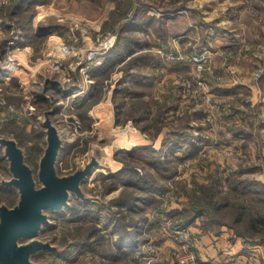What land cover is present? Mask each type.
<instances>
[{
    "label": "rangeland",
    "instance_id": "rangeland-1",
    "mask_svg": "<svg viewBox=\"0 0 264 264\" xmlns=\"http://www.w3.org/2000/svg\"><path fill=\"white\" fill-rule=\"evenodd\" d=\"M134 1L137 6L140 0ZM145 1L148 5L143 7L145 17L149 15L146 13L149 11L152 14L150 16L156 18L166 8L165 3L159 0ZM190 1L202 5L204 4L202 2L207 0ZM114 6L113 0H98V4L92 0H48L45 4L35 5L33 29L37 33L45 32L48 35L41 44L16 45L10 48L0 60V67L3 70L0 79V131L10 135L21 134L25 137V145L30 151H34L27 154V160L32 164L35 159L38 161V154L43 155L46 147V136L39 133L36 127L40 128V122L45 120L42 109L50 108L54 110L52 124L62 140V147L55 164L57 174L73 173L76 168L84 167L92 156L99 162L81 185L84 194L89 192L105 202L116 197L123 189L121 182L116 189L108 192L104 190L103 181L119 170L121 158H124L127 164L129 161L131 163L129 165L136 168L143 179L145 178L144 180L154 182L157 186L161 184L163 191L155 194V198L151 197L142 206L143 210L140 212L135 210L131 216L137 217L138 221H146L140 227L139 240L143 239L144 243L153 241L158 245V253H160L159 249L166 247L168 264H171L172 260L174 261L172 264H176L175 255L182 252V243L195 248L199 246L198 242L204 236L215 244L212 247L214 250L207 252V255H215V257L209 255L207 257L216 259L217 264H239L236 253L233 254L230 250V245L233 244H237L238 251L249 258L250 262L247 264H264V234L261 232L251 234L247 229V209L242 211L240 219L235 223L232 210L212 212L214 211L212 203L207 209L203 208L204 210L202 209L194 221L184 227L185 229L182 227L185 226L186 217H191L195 211L192 209L194 205L191 206L190 199L201 190L202 197H207V200L212 196V200L218 203L227 202L224 196L225 193H229L233 200L245 204L251 212H260V215H264V187L258 184L261 183L259 177L264 164L259 156L250 160L248 149L253 139L247 134H242L243 136L239 138L225 134L235 128L226 120L227 126L223 124L224 126L218 129V122L216 125L215 121L220 116L207 118L206 107L183 87V82L189 77L191 68L185 66L184 70H178L179 73L177 70H174L176 73L171 72L172 68L162 58L164 63L162 62L160 67L155 69L145 64H132L129 69L124 68L133 73L136 68L142 67L139 71L143 75L137 77L120 69L125 67L126 62L135 55L147 54L150 59L152 55L157 54L153 51V43L148 41L151 37L148 32L146 34L143 30L137 33L138 38L136 42H132L130 51L121 49V55L109 58L107 62L105 56L108 49L116 43L119 23L113 24L118 18L110 20L111 26L103 27V23L108 19L109 12ZM251 6L247 2L246 10L250 11L248 7ZM3 19L0 14V38L4 32L1 26ZM158 25L161 26L156 23L155 29L160 30L161 33L163 30V34H166V27L161 28ZM242 33L245 34L240 30L239 36L243 37ZM12 51L28 53L24 67L16 73H13L11 64L23 61H11L9 55ZM195 52L198 50H193L191 55ZM172 73L175 75H171ZM142 78L143 85L140 82ZM53 83L59 84L65 94L59 93L58 101H50V104L41 106L36 113L33 105L36 95L43 94V88L46 85L53 86ZM94 84L97 85L94 90L98 88L95 93H98L99 100L84 108L82 105H88L86 99ZM2 85L9 86L3 89ZM171 85L173 88L170 92L171 89L169 90L168 87ZM213 89L212 87L211 90L214 91ZM7 95L9 97H6ZM53 95L57 96L53 90L45 94L46 97ZM78 104H81V107H76ZM140 104L145 107L139 108ZM97 105L104 108L95 114ZM227 106L226 99L218 110L221 111ZM6 111L15 118L27 119V122L24 120L19 122L15 119V122L11 123V115ZM143 128L145 131L142 130ZM180 134L188 135L184 137ZM173 138L179 140L176 145L180 148L177 150H171ZM193 143L204 144L205 148L198 155L183 161L172 158L184 155L185 150L193 147ZM31 145L33 149L30 148ZM139 147L146 149L138 150ZM40 148L42 151L39 152ZM1 152L5 154V147ZM203 153L206 155L202 156ZM135 158H138L139 162ZM202 158L205 159L202 162L205 163V168L199 167ZM4 162H0V170L3 171ZM156 166L161 171L169 169L170 172L166 173L169 177L164 179L163 175H158L157 172L160 170L157 171ZM217 169L220 173L216 172ZM1 177L9 179L10 174H1ZM226 177H230L232 182L239 186L238 191L227 190ZM40 185L41 183L36 180V186ZM242 186H246L247 191H244ZM0 196L5 204L12 203L11 201L18 200L19 197L18 192L13 190ZM70 201L71 204H76L78 214H71L67 209L53 211L55 214H52L51 219L49 218L53 227L49 226L41 230L38 235L42 242L52 244H59L61 238H67L69 247L67 246L64 252L60 248L59 255L33 254L31 261L42 264L46 262L128 264V258L121 255V248H114V242L118 235L122 234L117 231L118 228L114 230V224L119 227L121 221L116 223L114 218L113 222H109V212L104 210L99 215L96 213L92 218L90 215L95 212L96 204H87L84 200L77 199L74 194L70 196ZM181 211L184 212L179 213ZM127 214L130 215L131 212ZM93 226L97 229L95 234L88 238V242L92 244L94 237L100 235H103L106 241L95 242L92 247L84 243L80 235L84 236ZM75 227L79 229L75 230ZM126 227L132 228L133 225L129 223ZM182 229L185 230L184 235ZM114 254L121 255V259L112 261L111 257ZM232 259L235 261H231Z\"/></svg>",
    "mask_w": 264,
    "mask_h": 264
},
{
    "label": "trees",
    "instance_id": "trees-1",
    "mask_svg": "<svg viewBox=\"0 0 264 264\" xmlns=\"http://www.w3.org/2000/svg\"><path fill=\"white\" fill-rule=\"evenodd\" d=\"M47 1L48 0H9V2H7L6 4L0 5V9H1L0 14H2V16L4 17L3 23L1 24L4 32L2 34V37L0 38V60L2 59L4 55L7 54L10 48L16 45L17 46H23L26 44L35 45V44H41L43 42V39L48 35V33H45V32L37 33L33 29L32 23H33L35 14H36L35 5L45 4L47 3ZM92 1L98 4V0H92ZM113 1L115 3V6L109 12L111 16L109 15L108 19L104 21L103 27L106 25L111 26L112 24L110 20H113L114 18H118L117 20L114 21L113 24L117 22L119 23V31L117 33L115 45L111 47L110 49H108L109 51H107L106 53L105 59L107 62H109L108 61L109 58H115L116 55H119V54L121 55L122 54L121 49L123 50L125 48L127 51H130V48H132L131 46L132 42L133 41L136 42V39L138 38L137 33H140V31L143 32L144 30V32L146 33L147 32L148 33H153V32L161 33L160 30L157 31L158 29L157 30L155 29L157 18H155V16H150V15L145 17L146 14L145 12H143V7L148 6L145 3L146 2L145 0H140L137 6L134 0H113ZM159 2H164L166 5V8H164L160 13L159 20L161 16L164 15L163 14L164 12H168L174 15L184 10L189 11V12L194 11L190 7L187 6V3H186L187 0H159ZM176 28H177L176 33L180 31L184 32L186 30V26L184 24L181 26H176ZM162 33H163V30H162ZM122 60H124V58ZM162 62L164 63L163 59L157 54H155V56L152 55L150 59L147 57V54H141L138 56L135 55V57L130 58L128 62H126L125 67H122L120 69H123V70L124 68L129 69V67L132 66V64H140V65L145 64V66H151L152 69L153 68L155 69L156 67H160ZM111 64L112 63H110V65ZM141 68L142 67L136 68V71H134L133 73L127 70H124V71L128 73L129 75L134 74L137 77V76L143 75V73L139 71V69ZM2 72L3 70L0 67V79H2ZM102 73L103 72H101V74ZM143 80H144L143 78L140 79L141 85L144 84ZM53 84H54L53 86L46 85L43 88L44 93L41 95H36L35 102H33V105L35 106V109H36V113L39 112L41 106H46L47 104H50L51 103L50 101H53V102L58 101L59 93L65 94L62 92L63 90L59 84L57 83H53ZM8 86L9 85L3 86V89L8 88ZM95 87H97V85L94 84L92 86V90L89 91V94L87 97L88 99H86L88 105H84V106L82 105V107L87 108L99 100V97L97 96L98 93H95L97 92L98 88L94 90ZM49 90H53L57 96L53 95V96L46 97L45 94H47ZM6 97H9V95H7ZM81 104H83L82 100H81ZM81 104H78L76 107L78 108L81 107L80 106ZM138 107L142 109L145 106H142L140 104V106ZM53 111L54 110H50V108H44L42 109L41 112L43 115L45 112H48V117L51 120H53L52 119ZM6 112L7 114L11 115L10 112L8 111ZM15 119H17L19 122H21L22 120L27 122V119L15 118V116L11 115V120H12L11 123L15 122ZM22 127H24V125H22ZM36 129H38L39 133L44 134L46 136V128L43 126L42 122H40V128L36 127ZM142 130L145 131V128H143ZM183 132H186V131H183ZM181 135H184V134H180V136ZM187 135L188 134H185L184 137ZM0 137H7V138L13 139L16 142L17 146L23 150L24 162L31 168L34 178L36 179L38 168H39V160L42 154L41 155L38 154L37 156L39 157V159H37L38 161H36L35 159L33 163L30 164L27 160V154L29 155L30 153H34V151H30L28 147L25 145V142H24L25 137H22L21 134L10 135L7 133H3L1 131H0ZM178 142H179L178 138L172 139V142L170 145L171 150H174V149L177 150L180 148V146L176 145ZM45 145H46V141H45ZM203 145L204 144L193 143V147L185 150L184 155H177V156H173V157L171 156V157L174 160H179V161H183L184 159H187V158L188 159L192 158L195 155H198L199 152L203 151V149L205 148ZM30 148L33 149L32 145L30 146ZM2 149H3V145H0V162L5 161L6 164L5 162L3 164L4 171L0 170V171H3V172H0V194L10 193L12 190L18 192V189L14 185L6 183L8 180L12 178L13 175L10 170L9 160L7 159L6 155L1 152ZM142 149H146V148H143V147L138 148V150H142ZM38 151L40 152L42 151V149L40 148ZM123 159L124 158H121V160L119 161L120 163L119 170L115 173L110 174L109 178L103 181V184L105 185V189H104L105 191L109 192L113 189H116L119 182H121V185H123L122 191L116 197L109 199L107 202L101 201L99 198H96L94 195L88 192L87 194H89L91 197L87 201V204H90V203L96 204L95 212L92 215H90L92 218L95 217L96 213L97 215H99L101 211L104 210L106 212L107 211L109 212V215H108L109 222H113L114 218L116 220V223L118 221H121L122 224L119 227L116 224H114V230L116 231V229L118 228L117 231L122 233L118 235L117 240L114 242V245H115L114 248H121L122 250L121 255L126 256L129 260V263L131 264H147L146 259L143 258L146 256V252H144L141 249V246L144 243L142 242L143 239L141 241L138 238V236L140 235V232H139L140 227H142V225L146 221L144 220L138 221L137 217L133 218L131 215L133 214L135 210L139 212L140 210H143L142 206L145 205V202H148V200L151 199V197L155 198V194L161 193L163 191V187L161 184H158L157 186V184H154V182H148L147 180H144L145 178L143 179L142 174H139L136 168L130 166L129 164L131 163L129 161H128L129 164H127L125 162V159L124 160ZM130 160H132V158ZM135 160L139 162L138 158H135ZM204 161L205 159L202 158L199 163V167L205 168V163H202ZM149 165H152V164H149ZM158 170H160V168L157 167V171ZM169 172H170L169 169H165L162 171L160 170L159 172H157V174L163 175L164 179H167L169 176H167L166 173H169ZM216 172L220 173L218 169L216 170ZM7 173L10 174L9 179H4L1 177V174H7ZM225 181L227 182V187H228L227 190H230V192L239 190V186L238 185L236 186L234 182H232V179H230V177H226ZM258 184L264 187L263 183H258ZM242 187H244V191H247L246 186H242ZM212 188L214 189L213 186ZM18 196H19V192H18ZM206 198L202 197V190L197 195L192 196V198L190 199V202H191V206L194 205L192 209L193 211L195 209V211L194 213L191 212L192 213L191 217L190 216L186 217V222L184 224L185 226H182L183 228L187 227L190 223H192L194 219L196 218L197 214L198 213L200 214L203 208L207 209L208 206L213 203L212 205H214V208L212 210L214 211L212 212L219 213L222 210H226L227 212L232 210L231 213L234 214L235 223L240 219V214L243 213L242 211L247 209L248 211V215L246 219L247 225H248L247 229L250 231L251 234H255L257 232H261V234L262 233L264 234V232H262L264 231V215H260V212L258 213L251 212L250 208H247L245 204L240 203V201L237 202V200H233V197L229 196V193H225L224 199L227 200V202L225 201L223 203H218V202L213 201L212 196L208 198L207 200ZM17 201L18 200L16 199V200L11 201L12 203L5 204L4 202H2V197L0 196V205L4 204L10 208L16 205ZM113 207H115V209ZM200 207L201 209H199ZM64 209H67L69 212H71V214H78L76 204H71V201L69 202L68 205L64 206L63 209L59 211H63ZM45 212H47L50 219L52 217V214H55L50 209H46ZM127 212H131V214L129 215L127 214ZM183 212L184 211H181L179 213H183ZM129 223L133 225L132 228L126 227V225ZM49 226L53 227L51 223L48 225L43 224L42 231ZM76 229H79V228L75 227V230ZM95 229L97 228L93 226L92 229L90 230L88 229V231L85 233L84 236L80 235V237L84 239V243L89 244L92 247H93L92 244H95V242L106 241V238H104L103 235H100V236L94 237L92 244L88 242V238L91 235L95 234ZM122 235H125V236L122 237ZM100 238L102 240H100ZM66 240L67 238H61V241L59 242L60 245L55 242L56 244H53L55 245V247L60 246V247H57L56 249L39 250L34 254L49 253L51 255H56L58 254L60 248L62 251L65 248L67 249L68 245H67ZM19 241H23V239L21 238L19 239ZM113 251L115 252V250ZM63 252L60 254L62 255ZM121 255L118 256L117 254H114V256L111 257L112 261L121 259L122 257ZM50 263L54 264V262H50Z\"/></svg>",
    "mask_w": 264,
    "mask_h": 264
},
{
    "label": "crops",
    "instance_id": "crops-1",
    "mask_svg": "<svg viewBox=\"0 0 264 264\" xmlns=\"http://www.w3.org/2000/svg\"><path fill=\"white\" fill-rule=\"evenodd\" d=\"M247 2L259 12L260 18L246 10ZM186 3L194 11L184 10L174 15L164 12L161 16L162 20H159V15L156 17V23L161 24V26L158 25L159 27H166V34L149 33L152 39L150 37L148 41L153 43V51L168 62L172 68L171 72L177 70L179 73L178 70H184L185 66L190 69L188 57L190 58L195 49L214 52L211 56L212 73L208 78V87H213L216 93L228 101V106L216 114V117L220 116L215 121L216 125L218 122L219 129L224 126L223 124L226 125L225 121L228 120L234 125L235 130L225 134H232L235 138L247 134L252 138L253 142H250L248 149L250 160L259 156L264 164V0H247L246 2L244 0H207L202 2L204 3L202 5L197 4L196 1L187 0ZM146 13L152 15L149 11ZM183 24L186 30L176 33V26ZM240 30L245 33H242L243 37L239 36ZM243 40L247 41L248 50L242 60L224 55L227 49H238ZM26 54L28 53L11 52L9 55L11 61H23L11 64L13 73L24 67ZM258 68L263 69L259 77L256 76ZM174 73L171 75H175ZM213 76H219L221 79L215 80ZM172 88L173 85L168 87L169 90L171 89L170 92ZM102 108L104 107L97 105L95 114ZM259 179L264 184V165ZM198 243L200 257L208 258L207 252L214 250L212 249L215 246L214 242L204 236ZM170 246H172L171 243ZM238 248L237 244L230 245L231 253H236L239 264L250 262L248 257L238 251ZM165 250L166 247L159 249L157 264H168L166 262L168 255L165 254ZM231 253L229 255H232ZM209 256L215 257V255Z\"/></svg>",
    "mask_w": 264,
    "mask_h": 264
},
{
    "label": "water",
    "instance_id": "water-1",
    "mask_svg": "<svg viewBox=\"0 0 264 264\" xmlns=\"http://www.w3.org/2000/svg\"><path fill=\"white\" fill-rule=\"evenodd\" d=\"M44 116L42 124L46 128V147L39 160L36 179L31 168L24 162L23 150L13 139L0 137V145L6 149L5 155L13 175L6 183L14 185L19 192L16 205L11 208L0 205V264H42L31 261V256L39 250L57 248L38 238L42 225L50 224L45 210H62L69 204L72 194L84 202L90 199L81 190V185L99 162L92 156L84 167L76 168L73 173L57 174L55 164L62 140L48 112ZM36 180L41 183L39 187L36 186ZM21 238L23 241H19Z\"/></svg>",
    "mask_w": 264,
    "mask_h": 264
},
{
    "label": "built area",
    "instance_id": "built-area-1",
    "mask_svg": "<svg viewBox=\"0 0 264 264\" xmlns=\"http://www.w3.org/2000/svg\"><path fill=\"white\" fill-rule=\"evenodd\" d=\"M7 2H9V0H0V5H4ZM248 9L254 16L260 18L259 12L254 7H248ZM247 50L248 43L247 41L243 40L240 43V47L238 49H227L224 51V55L236 60H241ZM212 54L213 51L211 50H202L193 53L189 59L191 64L189 77L183 82L185 91L190 92V95L193 98L197 99L199 103L206 107L208 119L215 117L216 113L220 111L218 110L220 104L226 99L208 87L207 76L212 73ZM262 70V68H258L256 72L257 77L261 75ZM214 78L217 80L221 79L219 76ZM205 155L206 154L204 153L202 154V156ZM184 229H182V232L185 231ZM182 234L184 235L185 232ZM181 247L182 252L175 255L176 264H217L216 259H202L198 252L197 246L193 248V246L182 243ZM141 249L146 252V256L143 258L146 259L147 264H157L158 245L154 244L153 241H147L142 244ZM231 261L235 260L232 259Z\"/></svg>",
    "mask_w": 264,
    "mask_h": 264
}]
</instances>
